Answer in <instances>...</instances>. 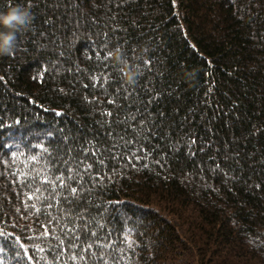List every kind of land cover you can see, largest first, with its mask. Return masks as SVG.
I'll use <instances>...</instances> for the list:
<instances>
[{"label":"trees","instance_id":"obj_1","mask_svg":"<svg viewBox=\"0 0 264 264\" xmlns=\"http://www.w3.org/2000/svg\"><path fill=\"white\" fill-rule=\"evenodd\" d=\"M16 4L0 264H264V0Z\"/></svg>","mask_w":264,"mask_h":264},{"label":"clouds","instance_id":"obj_2","mask_svg":"<svg viewBox=\"0 0 264 264\" xmlns=\"http://www.w3.org/2000/svg\"><path fill=\"white\" fill-rule=\"evenodd\" d=\"M32 19L30 8L16 4L0 11V55L10 54L16 43L17 32L27 27ZM117 60L119 56L117 55ZM125 77L129 84L135 82L136 71L125 65Z\"/></svg>","mask_w":264,"mask_h":264},{"label":"snow or ice","instance_id":"obj_3","mask_svg":"<svg viewBox=\"0 0 264 264\" xmlns=\"http://www.w3.org/2000/svg\"><path fill=\"white\" fill-rule=\"evenodd\" d=\"M190 143H195V140H190ZM41 147H42V146H41ZM71 191H72L73 193H75L76 189L73 188Z\"/></svg>","mask_w":264,"mask_h":264}]
</instances>
